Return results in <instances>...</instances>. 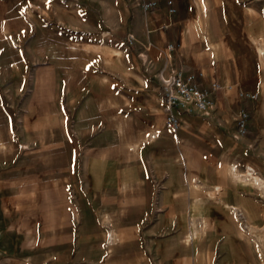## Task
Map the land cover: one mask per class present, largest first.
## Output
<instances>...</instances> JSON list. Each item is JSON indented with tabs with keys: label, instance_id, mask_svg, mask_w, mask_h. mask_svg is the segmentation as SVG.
Instances as JSON below:
<instances>
[{
	"label": "crops",
	"instance_id": "1",
	"mask_svg": "<svg viewBox=\"0 0 264 264\" xmlns=\"http://www.w3.org/2000/svg\"><path fill=\"white\" fill-rule=\"evenodd\" d=\"M154 1L53 20L25 50L0 30V264H264V20L240 0ZM172 70L218 86L177 131ZM175 218L180 242L154 239Z\"/></svg>",
	"mask_w": 264,
	"mask_h": 264
},
{
	"label": "rangeland",
	"instance_id": "2",
	"mask_svg": "<svg viewBox=\"0 0 264 264\" xmlns=\"http://www.w3.org/2000/svg\"><path fill=\"white\" fill-rule=\"evenodd\" d=\"M118 1L121 0H0V30L2 29V31H4L7 28H11L14 38H18V40H14L13 48L25 50L27 43L31 40V35L35 34L37 27H57L56 25L53 26V20H76L77 23H82L88 26L90 22H93L92 20H118L116 15V12L118 11L116 9ZM122 1L128 3L129 1L134 0ZM240 1L245 7L251 5L254 6V9L258 13V20H264V0ZM32 22L34 23V31L32 28ZM31 28L33 32L31 31ZM55 30H57V28H55ZM41 65V63L36 64L35 71L41 67ZM247 113L250 118V112L247 111ZM249 118L248 125L251 121ZM246 132L248 133L249 131ZM249 150L248 147L247 155L249 154ZM248 170L249 168L246 169V167H244L243 169L236 170L233 174L235 175L237 173L240 175H246L249 172ZM245 184H250V182ZM175 219L174 229L172 231L156 234L154 239L165 240L171 243H176V241L180 242V236H184V233L181 234L179 230H184L186 228L185 218ZM242 221L243 224H245L244 218H242ZM148 239L149 236L141 234V240L148 241ZM183 240L187 243L191 242V240H188L187 238ZM109 242H111V244H109ZM113 242V238L107 237V241L104 243V249L109 250L110 245L112 246L116 243ZM177 264H180L179 260L177 261Z\"/></svg>",
	"mask_w": 264,
	"mask_h": 264
},
{
	"label": "built area",
	"instance_id": "3",
	"mask_svg": "<svg viewBox=\"0 0 264 264\" xmlns=\"http://www.w3.org/2000/svg\"><path fill=\"white\" fill-rule=\"evenodd\" d=\"M144 12L155 9L157 2L154 0H137ZM169 14L176 12L171 0L166 1ZM127 43H133V36L127 37ZM172 49V47H170ZM159 84L162 91L163 101L168 111L166 126L177 131L182 127L180 119L174 112L187 115H200L203 117L210 116L213 103L211 95L218 89L213 85L210 90L201 89L197 83V76L194 74L184 75L180 70H172L166 75L159 77ZM256 96H252L255 99ZM248 113L241 111L236 119L237 136H244L247 131ZM250 172V170H249ZM110 238V236H108Z\"/></svg>",
	"mask_w": 264,
	"mask_h": 264
},
{
	"label": "bare ground",
	"instance_id": "4",
	"mask_svg": "<svg viewBox=\"0 0 264 264\" xmlns=\"http://www.w3.org/2000/svg\"><path fill=\"white\" fill-rule=\"evenodd\" d=\"M249 171V170H248ZM249 173V172H248ZM249 175H250V173H249ZM239 178V177H238ZM246 179V178H245ZM255 179V178H254ZM244 180V179H243ZM252 180V179H251ZM238 181V180H237ZM257 182V181H256ZM256 184V183H255Z\"/></svg>",
	"mask_w": 264,
	"mask_h": 264
}]
</instances>
